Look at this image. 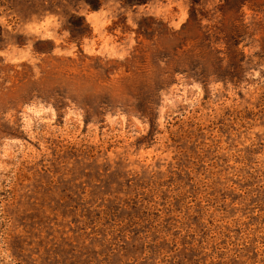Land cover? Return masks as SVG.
I'll return each mask as SVG.
<instances>
[{"label": "rangeland", "instance_id": "1", "mask_svg": "<svg viewBox=\"0 0 264 264\" xmlns=\"http://www.w3.org/2000/svg\"><path fill=\"white\" fill-rule=\"evenodd\" d=\"M259 96L264 0H0V264H225L244 255L238 224L264 254ZM202 178L198 220L187 191ZM152 185L151 221L179 238L155 252L115 213ZM222 210L239 219L228 234L186 244Z\"/></svg>", "mask_w": 264, "mask_h": 264}, {"label": "trees", "instance_id": "2", "mask_svg": "<svg viewBox=\"0 0 264 264\" xmlns=\"http://www.w3.org/2000/svg\"><path fill=\"white\" fill-rule=\"evenodd\" d=\"M235 52L232 53V57H229V63H230V68L227 71V74L230 78H235L239 73L240 70L242 68V65L245 64V62H243V58L244 55L241 54V60L237 59L236 60V56H238V54L234 55ZM195 58H197L195 56ZM198 59V58H197ZM205 58H201L198 59L199 62H203ZM233 67V68H232ZM238 67V69H237ZM226 68V69H228ZM237 69V70H236ZM179 73V71L177 72ZM180 73H184V71L182 70V72ZM214 75V74H212ZM209 76V75H208ZM208 76H200V74H191V76H189L190 78L195 79V82L197 83H203L205 81V79ZM217 78H219L217 76ZM159 89V88H158ZM158 89H154L153 92H155V94L158 92ZM264 96L260 97L259 96V101L263 100ZM152 106V104H151ZM261 109V107H260ZM259 114L264 113L263 110L258 111ZM151 115V114H149ZM254 114L252 113V116ZM257 117L256 119V123L257 125L252 126L253 128H256L258 126H260L259 123H264V118L260 119L257 115L255 116ZM262 127V125H261ZM185 135L187 136L188 139H197V135L196 134H201L202 132H200V128L198 126V124H194L188 128H186V130L184 131ZM212 140H213V136H211ZM211 141V140H210ZM188 173L191 174L193 177L190 178L191 181H194V176L197 175L198 178H201L202 176L200 175V169H199V161H197V164L193 165V168H189L187 169ZM197 181L195 182L196 186H193V188L191 189V191H187L188 194H191V198L188 204V208H187V212L191 214V216L193 217H198V220L200 219V212H199V208H200V202L202 201V199H209L207 194L203 191V190H207L211 188V182H209V180H203L202 178V182L199 184H197ZM144 190L142 191H137V194L134 193V195L129 196V198L127 200H124L123 202H121L119 200V203L123 204L120 208L119 211H116V216L118 217L119 214L124 215V220L120 221V222H116V225H122V224H129L131 226H135V228L137 229H141V232L139 234H137V238H134V243H139L140 241H143L144 244H148L146 242V240H150L151 242H149V244L151 245L150 248L148 250H150L151 252H155L154 248L155 246L159 245L160 243H168L171 245H175L178 241L179 238L176 237L175 232L176 228L175 225L169 223L168 225L165 222V219L161 216H157V218L153 219L154 221H151V217L152 215L155 214H159L160 210H159V203H161L163 201V198L161 197V193L162 190L158 187H156L155 185H152L149 188H143ZM136 191V190H135ZM240 195H245V192H240ZM129 204H131V206H129ZM197 210V211H193V210ZM203 209L206 211H211L210 210V206L207 205H203ZM228 208H226L227 210ZM131 210H134V214L130 215ZM214 214V213H213ZM203 215V214H202ZM104 216V215H103ZM103 216L102 217H98L99 220L97 221L98 224L103 225ZM219 219L216 220L213 228L210 225L209 228L207 230H204V228H202L201 231H198L197 233L195 232V230H193L192 228L190 230L186 231V234L192 235L193 237L190 236L187 237L186 235V244H190L191 243H195L197 240V238H199L200 235H203L200 237V242L201 244H204L206 241L212 242L216 244V239L224 236L226 234H228L229 229L230 228V224L229 222L234 220V221H239L238 218H235L233 216H230L229 213H227L225 210H222L221 215L218 217ZM96 219V217H95ZM203 222V220H201ZM152 222V223H150ZM148 223H150L149 226H145ZM183 222L179 221L178 225H182ZM175 227V228H174ZM238 228L240 229V231L237 233L236 236H231L232 241L235 242H244L245 244H243L239 250H243L244 255L241 256L240 254L234 256L232 261L226 260L225 264H264V254H262V250L261 253L259 254V247L257 246L255 241H252V237L254 239L255 235L253 234L252 231H248L247 229H245L241 224H238ZM242 228H244L242 230ZM181 231V230H180ZM179 231V232H180ZM209 231V233H208ZM248 231V232H247ZM190 240V241H189ZM192 248V246H189V250ZM263 248V247H262ZM202 264H216V259L215 258H210L209 260H203L201 258Z\"/></svg>", "mask_w": 264, "mask_h": 264}]
</instances>
